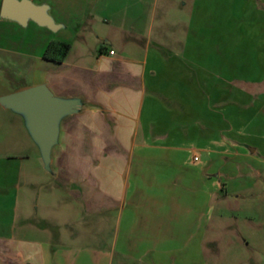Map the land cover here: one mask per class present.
Wrapping results in <instances>:
<instances>
[{"label":"crops","instance_id":"1","mask_svg":"<svg viewBox=\"0 0 264 264\" xmlns=\"http://www.w3.org/2000/svg\"><path fill=\"white\" fill-rule=\"evenodd\" d=\"M29 1L60 28L0 18V70L30 72L0 87V264L191 261L215 201L264 182V0ZM39 86L78 102L49 166L2 102Z\"/></svg>","mask_w":264,"mask_h":264},{"label":"rangeland","instance_id":"2","mask_svg":"<svg viewBox=\"0 0 264 264\" xmlns=\"http://www.w3.org/2000/svg\"><path fill=\"white\" fill-rule=\"evenodd\" d=\"M219 1L215 0V3ZM27 69L26 66L22 68L26 78L17 77L16 73L20 71L15 67L0 70V87L2 82L10 81L14 91L30 82ZM0 91L6 90L0 88ZM41 160L39 164L45 170ZM251 188L256 190L250 192L256 194L230 195L215 201L211 226L204 240L192 250L191 261L176 264H264V182L262 186Z\"/></svg>","mask_w":264,"mask_h":264},{"label":"water","instance_id":"3","mask_svg":"<svg viewBox=\"0 0 264 264\" xmlns=\"http://www.w3.org/2000/svg\"><path fill=\"white\" fill-rule=\"evenodd\" d=\"M1 19L26 26L33 21L52 31L60 28L49 14L46 5L37 6L29 0H3ZM8 107L25 112L30 118V131L41 147L46 166L51 162V151L57 143L60 120L78 108L77 101H64L54 97L44 86L29 88L2 98Z\"/></svg>","mask_w":264,"mask_h":264},{"label":"trees","instance_id":"4","mask_svg":"<svg viewBox=\"0 0 264 264\" xmlns=\"http://www.w3.org/2000/svg\"><path fill=\"white\" fill-rule=\"evenodd\" d=\"M71 50L70 43L52 42L46 49L43 58L48 61L63 62Z\"/></svg>","mask_w":264,"mask_h":264},{"label":"built area","instance_id":"5","mask_svg":"<svg viewBox=\"0 0 264 264\" xmlns=\"http://www.w3.org/2000/svg\"><path fill=\"white\" fill-rule=\"evenodd\" d=\"M110 54H111V55H114V52H113V51H111V52H110ZM195 160H198V159H197V157L195 158Z\"/></svg>","mask_w":264,"mask_h":264}]
</instances>
